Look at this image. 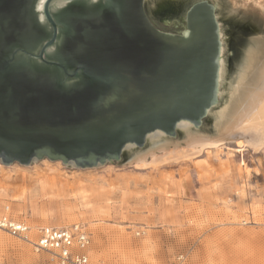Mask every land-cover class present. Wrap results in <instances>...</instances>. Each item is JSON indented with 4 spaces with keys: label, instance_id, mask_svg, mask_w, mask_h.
<instances>
[{
    "label": "water",
    "instance_id": "obj_1",
    "mask_svg": "<svg viewBox=\"0 0 264 264\" xmlns=\"http://www.w3.org/2000/svg\"><path fill=\"white\" fill-rule=\"evenodd\" d=\"M144 0H0V162L120 161L148 134L200 129L220 102V27L193 0L177 31ZM243 57L246 51H243Z\"/></svg>",
    "mask_w": 264,
    "mask_h": 264
},
{
    "label": "rangeland",
    "instance_id": "obj_2",
    "mask_svg": "<svg viewBox=\"0 0 264 264\" xmlns=\"http://www.w3.org/2000/svg\"><path fill=\"white\" fill-rule=\"evenodd\" d=\"M209 1L218 6L225 46L214 112L229 101L243 72L235 64L241 43L264 38V0ZM190 2L169 19L150 17L158 28L177 31ZM263 58L264 52L256 61ZM212 113L196 132L214 135ZM183 137H165L167 150ZM127 158L90 168L46 158L28 165L0 162V215L6 212L32 230L83 224L91 238L89 264H169L178 255V264H264V133L247 129L209 155L201 151L157 167L133 166ZM51 258L0 229V264H55Z\"/></svg>",
    "mask_w": 264,
    "mask_h": 264
},
{
    "label": "bare ground",
    "instance_id": "obj_3",
    "mask_svg": "<svg viewBox=\"0 0 264 264\" xmlns=\"http://www.w3.org/2000/svg\"><path fill=\"white\" fill-rule=\"evenodd\" d=\"M232 3L236 4V1L232 0ZM213 4L215 7L217 6L216 3ZM259 5V7L264 9V5L260 4V2ZM223 36L224 35L222 32V28L220 27V39L222 42V46L220 48V58L218 67L219 97H221V86L223 84L225 76V46ZM242 51H246V56L244 55V57H242ZM263 52L264 38H248L244 41V43H241V51L239 53V56L235 60V64H237L239 66V69H241L240 71H243L240 72L239 75L236 77L238 83L236 85H233L234 89L233 91H231V98L227 103L224 104V107L219 111L213 112V110H215L219 106L218 103L214 107V109L210 111V116L213 112L212 116L215 119L214 127L215 129H217L214 135H202L201 133L196 132L197 128L193 127L192 124L181 121L176 126L179 131V134H184L182 143H172L173 149L167 150L170 147L169 145L171 144L167 139H165V137L168 136H166L161 131L152 132L147 135V146L141 147L143 149L135 150V148H138L135 145H126L125 153H127L128 156V158L126 159V163L132 164L133 166L149 165V167H155L157 164H162L170 160L176 161L181 159L186 160L189 158H193L198 155L201 151H205L207 152V155H209L210 148L218 147L222 144L224 140L231 139L232 137L241 136L242 132L247 129L253 128L257 132L264 133V58L261 62L256 61ZM254 63L255 66H253ZM246 75H248L249 78L244 81H241L242 78ZM232 82L235 81L233 80ZM231 83L229 84L232 85ZM179 144H182L184 146V149L180 147L178 148L177 146ZM158 151H164V153L159 156L157 154ZM140 177L143 178L145 182H148L146 176L141 175ZM24 224L27 225L26 223ZM28 234L29 240L33 241L36 239L37 231L36 229L32 230L31 228V232ZM24 242L28 243V241ZM88 250L89 248H86L85 253L87 255V260L89 264Z\"/></svg>",
    "mask_w": 264,
    "mask_h": 264
},
{
    "label": "built area",
    "instance_id": "obj_4",
    "mask_svg": "<svg viewBox=\"0 0 264 264\" xmlns=\"http://www.w3.org/2000/svg\"><path fill=\"white\" fill-rule=\"evenodd\" d=\"M0 229L23 241H28L36 252H47L55 264H88L85 249L90 245V233L81 223L64 227H35L36 239L30 241L28 233L31 232V228L19 220L12 219L5 212L0 215ZM181 258L182 255H178L169 264H178Z\"/></svg>",
    "mask_w": 264,
    "mask_h": 264
},
{
    "label": "flooded vegetation",
    "instance_id": "obj_5",
    "mask_svg": "<svg viewBox=\"0 0 264 264\" xmlns=\"http://www.w3.org/2000/svg\"><path fill=\"white\" fill-rule=\"evenodd\" d=\"M150 1L151 0H144V5H143L144 12H145L146 16L148 17V19L151 21V23L155 27H157L154 24V22L152 21V19L150 17L151 16L150 13L151 14L154 13L155 15H158L159 14L161 16V18L163 17V19H169L172 16H174L176 13L181 12V10L185 6V4H187L190 1L192 2L193 0H159L157 3H155L154 8H152L153 6L151 7L152 10L147 7V3L150 2ZM189 4H188V6H189ZM216 7H217L216 14L218 16V11H217L218 10V6H216ZM185 10H184V13H183V17L182 18H184ZM182 22H183V20H182Z\"/></svg>",
    "mask_w": 264,
    "mask_h": 264
},
{
    "label": "crops",
    "instance_id": "obj_6",
    "mask_svg": "<svg viewBox=\"0 0 264 264\" xmlns=\"http://www.w3.org/2000/svg\"><path fill=\"white\" fill-rule=\"evenodd\" d=\"M40 167H43V166H40Z\"/></svg>",
    "mask_w": 264,
    "mask_h": 264
}]
</instances>
